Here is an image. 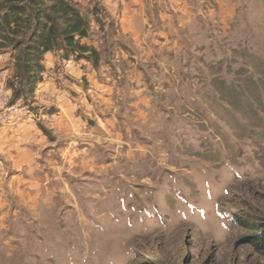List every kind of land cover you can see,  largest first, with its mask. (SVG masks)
I'll use <instances>...</instances> for the list:
<instances>
[{"label": "rangeland", "instance_id": "1", "mask_svg": "<svg viewBox=\"0 0 264 264\" xmlns=\"http://www.w3.org/2000/svg\"><path fill=\"white\" fill-rule=\"evenodd\" d=\"M211 5L150 77L158 121L133 122L136 162L111 154L76 188L0 168V264H264V0Z\"/></svg>", "mask_w": 264, "mask_h": 264}, {"label": "crops", "instance_id": "2", "mask_svg": "<svg viewBox=\"0 0 264 264\" xmlns=\"http://www.w3.org/2000/svg\"><path fill=\"white\" fill-rule=\"evenodd\" d=\"M73 1L90 23L82 44L100 53L99 63L47 54L33 101H17L30 103L37 117L0 125V168L34 173L42 178L35 183L52 187L58 179L75 188L96 183L99 170L113 166L111 154L114 161L136 162L132 153L142 149L133 122L158 121L152 73L173 70L175 57L189 50L188 39L206 33L214 15L212 0ZM17 56L0 48V74L7 70L9 88ZM3 82L0 77V87ZM72 167L88 178L68 173Z\"/></svg>", "mask_w": 264, "mask_h": 264}, {"label": "trees", "instance_id": "3", "mask_svg": "<svg viewBox=\"0 0 264 264\" xmlns=\"http://www.w3.org/2000/svg\"><path fill=\"white\" fill-rule=\"evenodd\" d=\"M89 35L90 23L73 0H0V48L18 54L13 101H33L49 53L97 65L100 53L82 44ZM257 241L264 244V230Z\"/></svg>", "mask_w": 264, "mask_h": 264}, {"label": "built area", "instance_id": "4", "mask_svg": "<svg viewBox=\"0 0 264 264\" xmlns=\"http://www.w3.org/2000/svg\"><path fill=\"white\" fill-rule=\"evenodd\" d=\"M13 96L8 86L0 91V123L10 124L18 118L37 117L31 104L14 102Z\"/></svg>", "mask_w": 264, "mask_h": 264}]
</instances>
